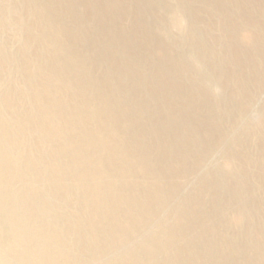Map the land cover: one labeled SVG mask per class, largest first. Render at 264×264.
Listing matches in <instances>:
<instances>
[{
	"label": "rangeland",
	"instance_id": "1",
	"mask_svg": "<svg viewBox=\"0 0 264 264\" xmlns=\"http://www.w3.org/2000/svg\"><path fill=\"white\" fill-rule=\"evenodd\" d=\"M27 1L52 3L54 11L37 18L68 31L66 47L88 60L87 88L96 92L99 81L108 82L94 98V109L111 102L105 116L95 111V120L111 130L87 131L101 139L113 135V147L123 149L122 156H110L109 148H85L80 139L73 152L58 154L51 149L63 142L44 131L42 147L33 132L19 151L3 148L9 154L0 157V173L11 179L0 189L16 192L1 194L8 200L0 203V225L6 228L0 229L2 260L22 264L15 254L20 250L30 256L48 251L51 261L45 264H127L135 254L146 257L132 251L137 244L170 242L168 254L158 255L155 264H264V0ZM6 2L30 8L22 0ZM13 15L6 14L11 25L18 21ZM6 31L0 25V45L19 54ZM18 69L12 65L5 73ZM15 138L5 141L15 144ZM119 162L123 167H116ZM54 164L59 182L50 170ZM85 172L96 183L90 192L82 191ZM33 184L40 188L35 199L23 192ZM121 190L129 199L110 208L113 216L126 217L123 225L145 220L129 241L100 257L94 251L102 249L98 233L124 229L99 216L106 197L117 203ZM135 209L136 215L130 212ZM48 222L53 247L34 243L36 228ZM9 234L27 243L9 245ZM109 234L102 237L116 239Z\"/></svg>",
	"mask_w": 264,
	"mask_h": 264
},
{
	"label": "bare ground",
	"instance_id": "2",
	"mask_svg": "<svg viewBox=\"0 0 264 264\" xmlns=\"http://www.w3.org/2000/svg\"><path fill=\"white\" fill-rule=\"evenodd\" d=\"M22 1L25 2L24 6H29L30 3H28L27 0ZM7 3L6 0L0 1V25L4 27V31L8 30L6 32H9L10 36L16 41L20 55L13 54L11 52L12 50L8 49L6 45H0V76L3 77V83L0 85V157L2 154H9L8 152L3 153V148L17 146L16 150L19 151L21 147L28 142L27 138L31 137L33 132V137L37 140V145L39 147L44 146L47 141H45L43 131L45 132L44 135H48L49 138H55L58 139L59 142H63L56 144L55 148L57 152L54 148L51 149L54 153L61 154L64 152H73L76 145L75 142L81 139L85 142V148L88 146L92 148H109L107 151L108 155L122 156L121 149L123 148L120 146L113 147V144L117 141L115 136L111 135L101 139L94 134L102 135L105 130H111V126L101 119L95 120L97 116L95 111H100L102 109L101 114L105 116L104 110H108L112 107L111 102L106 100L94 109V98L97 97V94L98 96L100 95L98 93L100 88L103 84L108 85V82L99 81L94 88L96 92L87 88L90 82L89 80L91 79V72L88 69L89 63L82 54L73 52L64 44L67 40L66 38H68V31L62 28V26H57L58 24L54 25L52 21H46L44 18L40 19L42 16L37 18L45 11L48 12L47 10L54 11L52 3L43 2L37 6L30 5V8L22 10L15 9L7 5ZM24 10H27V14L29 15V19L25 22L22 21ZM7 13L14 14L13 16L18 17V21H14L15 23L11 25L7 18L8 16H6ZM46 23H48V25ZM69 38L72 40V36ZM33 48L35 49L34 52H32ZM16 64H19L20 69L16 70L13 75L5 73L7 72L6 67ZM18 79H20V81H18ZM22 80L25 81L24 84ZM68 109L71 111H68ZM61 118H63V120ZM90 127L94 133L87 131ZM17 135L22 138H17ZM5 136H15L16 143L6 142ZM39 136L40 138L38 139ZM45 152V150H42L37 153L39 155H44ZM100 152L99 150L95 151V153ZM29 154L30 153L27 152L21 153L22 156H28ZM119 164L120 165L116 167H123L121 166V162H119ZM56 167L57 164H54L51 166L50 170L53 172L52 176L55 177L56 175L57 182H59L62 177H59V171L56 170ZM24 174L29 180L32 177V173L29 171ZM91 175V172H85L80 175V180L83 182L82 191L90 192V190L95 187L96 183L91 180ZM5 179H7L5 183H9L11 179L10 175L0 173V183ZM43 187L46 188L45 186ZM2 188L3 189H0V203L8 205L7 196L1 194H6V190L16 192L15 188L4 189V185ZM39 189L38 186L33 184L29 189H23V192L26 197L35 199V197L39 196ZM62 190L66 194H70V189L68 187L63 186ZM117 198L118 202L114 203L112 198L107 196V205L104 206V204H102L105 208V212L99 213V216L108 219L110 224L114 222V225L124 226V229L120 231L113 227L114 229L110 228L109 231V227H106L104 231L98 233L102 239V249L95 248L94 251L98 253L100 257L101 253H109L118 243L129 241V235L140 229L142 222L145 220L144 217L140 220L136 218L128 220L127 223L123 225V221H125L126 217H118L117 219V217L113 216L114 213L112 214L110 208L127 202L129 199L128 193L126 194L125 191L121 190ZM129 206L133 208L135 207V203L131 202ZM12 207L14 208V206ZM97 209L100 208L95 207V210ZM136 209L130 212L136 215ZM141 209L142 208H140V210ZM141 211L146 214L148 213L146 207ZM1 212H3V210H1ZM20 212L22 214L24 213L23 206H20ZM1 220L6 222L7 219L4 216ZM46 225L47 227L36 228L38 235L37 240L34 239V243H42V246L43 244L51 245L52 247L56 246L52 239V225L49 222L46 223ZM0 229H6L3 222L0 225ZM115 229L119 233H115ZM109 232H112L114 236L117 234L115 240H106V238L102 237L103 234L106 236L108 235V238L111 237ZM48 234L52 236H46ZM13 237H15V240ZM6 243L9 245L14 243L25 245L27 239L24 236H12L9 234L6 237ZM160 243L161 244L158 243L159 246L157 247H152L149 243L145 245L137 244L132 248V251L143 253L146 257H143V260H141L138 258L142 255L134 253L136 256L135 259L133 260L131 258L132 261L127 264H147L145 260H147L149 264H155L154 259H156L158 255L168 254L170 251V242H165L164 244L162 242ZM27 253L28 252H22L20 250L15 251L19 263L45 264L51 261V259H49L51 254L48 251H43V253L39 255L32 254L31 256ZM4 255L6 256V254ZM4 261L7 263L5 258ZM4 261L0 256V264H6ZM10 264L12 263L10 262Z\"/></svg>",
	"mask_w": 264,
	"mask_h": 264
}]
</instances>
